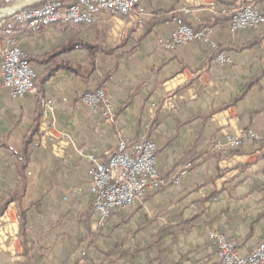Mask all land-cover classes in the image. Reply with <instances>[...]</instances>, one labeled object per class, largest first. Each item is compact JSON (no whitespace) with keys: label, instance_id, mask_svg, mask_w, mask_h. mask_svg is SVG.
<instances>
[{"label":"crops","instance_id":"crops-1","mask_svg":"<svg viewBox=\"0 0 264 264\" xmlns=\"http://www.w3.org/2000/svg\"><path fill=\"white\" fill-rule=\"evenodd\" d=\"M139 2L147 13L143 17L104 16L89 28L60 23L10 33L31 57L70 47L74 40L89 43L95 48L92 60L91 46L71 49L62 58L82 70L92 63L98 77L109 73L104 87L116 111L113 123L93 114L81 96L95 88V81L84 83L64 70L42 89L41 100L50 102L51 110L38 97L12 99L0 83V204L20 185L16 154L38 104L42 109L38 134L28 146V181L21 200L29 264H157L146 252L160 245L169 247L172 264H221L210 233L234 241L241 255L264 240V142L242 143L227 150L240 153L220 160L214 149L227 137L264 128V23L234 37L228 34L226 16L207 25L214 21L210 6L220 10L256 3L264 12V0ZM182 8L196 11L182 17L185 24L214 29L213 41L230 64L217 65L215 51L200 41L175 49L162 44ZM154 17L162 22L144 35L142 21ZM32 67L36 74L42 69ZM151 103L155 108L147 136L156 145V168L165 185L143 205L112 212L101 224L93 211L88 165L78 150L101 154L114 151L120 138L136 141ZM190 162L192 167L181 175ZM19 213L11 203L0 216V264L25 260ZM182 229L176 237L169 235Z\"/></svg>","mask_w":264,"mask_h":264},{"label":"built area","instance_id":"built-area-1","mask_svg":"<svg viewBox=\"0 0 264 264\" xmlns=\"http://www.w3.org/2000/svg\"><path fill=\"white\" fill-rule=\"evenodd\" d=\"M9 2L10 0H0V10L8 9L5 7ZM180 12L182 16L176 19L169 40L163 41L162 44L167 48L175 49L200 41L215 50L217 46L213 41L214 29L207 27L194 29L185 24L182 17L192 16L196 11L182 8ZM132 13L137 17L147 15L139 0H73L66 3L60 0H35L3 15L0 29L10 33L22 28L38 31L60 23L90 24L104 16H127ZM208 14L210 18L228 17L227 31L232 37L247 29H257L264 23V12L256 3L233 5L220 10L210 6ZM215 62L223 66L230 64L231 58L218 53ZM36 76L27 54L17 46L12 36L6 37L0 47L1 86L8 90L12 99L38 97L34 85ZM40 102L46 110L52 109L50 102L43 100ZM81 102L100 119L113 123L116 111L104 84L92 92L84 93ZM154 108L155 104L151 103L150 113L142 124V132L136 141L129 142L120 138L114 151H104L101 154L83 148L78 150L80 160L88 165L93 211L101 224L112 212L120 214L134 205H143L149 194L165 185L156 168V145L147 136L153 118L151 112ZM46 110L43 116L46 115ZM256 142H264V128L260 132L248 130L234 137H227L224 144L216 143L214 149L225 153L228 149L238 148L242 143ZM192 165V162L186 164L181 175H185ZM209 239L217 248L216 257L221 264H264V240L259 242L251 253L241 255L236 243L228 240L224 234L212 232Z\"/></svg>","mask_w":264,"mask_h":264},{"label":"trees","instance_id":"trees-1","mask_svg":"<svg viewBox=\"0 0 264 264\" xmlns=\"http://www.w3.org/2000/svg\"><path fill=\"white\" fill-rule=\"evenodd\" d=\"M63 3H66V0H60ZM217 18V17H216ZM228 18V17H226ZM214 19V18H213ZM222 18L219 19H214L212 23H207L208 26H212L213 23L218 22ZM143 25L145 26V31L144 35L149 34V32L152 30V28L157 25L158 22L162 21H157L156 18H151L148 21H142ZM226 22L229 23V18L228 20L226 19ZM96 24V21L90 24H82V25H71V24H66L70 25L72 29H81V28H89L92 27ZM205 26V25H201ZM10 36V32L4 31L0 29V47L2 46L4 40L6 37ZM70 47L67 48H56L54 51L50 53H46L44 55H39L35 57L28 56V61L30 62L31 65L35 64L38 67H42L41 71L37 74V76L34 79V85L36 88V93L37 96L39 97V100H41L42 96V89L43 86L46 82H48L57 72L60 70H64L66 72L72 73L76 76H78L82 82L86 83L89 80H94L95 81V88H98L99 86L105 84V82L108 80L109 73H106L103 75L100 73L99 77L94 75L95 69L91 64L88 65L87 69L82 70L80 66L76 64H70L66 60L62 58V55L65 52L71 51V49L74 48H80V46H85L89 47V43L84 44L79 40H74L70 44ZM93 51V54L91 55V60L94 55L95 48L91 46L90 48ZM221 52V49H217L215 51V54ZM94 89L88 91L92 92ZM87 92V93H88ZM38 100V101H39ZM129 104V101L124 104V107H126ZM38 110L36 112L35 118L33 120V124L30 128V131L24 136L22 145L23 148L22 150L16 154V159H17V164L15 166V171L16 174L20 178V185L17 189L13 190L10 195L1 202L0 204V216L3 214V212L6 210L9 204L14 203L16 208L19 209V238L21 241V244L23 246L24 250V261L22 264H29L30 263V247H29V242L26 239L27 235V229H26V207L22 208L21 207V200L24 196V192L26 189L27 181H28V168H29V161H30V153L31 150L28 148V146L32 142V138L38 134V126L39 122L38 119L42 114V109L40 108L38 104ZM240 153V151H228L225 154H219L217 153L215 155L217 160H220L222 158H228L233 154ZM88 234L90 233L89 229H87ZM183 232L182 230L179 231H173L169 235L173 234L174 237H176L177 234ZM159 236V235H158ZM157 236V237H158ZM163 236V235H162ZM161 239V236L158 237ZM175 240V238H173ZM172 240V241H173ZM146 253H152L153 254V259L151 261H155L157 264H172L171 258H172V252L170 251L169 247L164 245V246H151Z\"/></svg>","mask_w":264,"mask_h":264},{"label":"bare ground","instance_id":"bare-ground-1","mask_svg":"<svg viewBox=\"0 0 264 264\" xmlns=\"http://www.w3.org/2000/svg\"><path fill=\"white\" fill-rule=\"evenodd\" d=\"M29 1H30V0H23V1H21L19 4L13 6V7L10 8V9L0 10V16H2V15H6L7 13L13 11L14 9H17V8H18L19 6H21V5H26V4H28Z\"/></svg>","mask_w":264,"mask_h":264},{"label":"rangeland","instance_id":"rangeland-1","mask_svg":"<svg viewBox=\"0 0 264 264\" xmlns=\"http://www.w3.org/2000/svg\"><path fill=\"white\" fill-rule=\"evenodd\" d=\"M21 1H23V0H19V1H16V2H13V1H10L9 2V5H7V7H5V8H8V9H10V8H12L13 6H15V5H17V4H19ZM32 1H35V0H32ZM31 1V2H32ZM18 9V8H17ZM1 10H5V9H1ZM5 16V15H4ZM3 15L2 16H0V21L3 19V17H4ZM217 50V47H216V49L214 50V51H216ZM219 53H222V52H219ZM218 54V53H217ZM216 54V55H217ZM216 57V56H215ZM256 143H258V142H256ZM253 144V143H252ZM215 151H217V150H215ZM218 153H220V154H224V153H221V152H219V151H217ZM105 222V221H104ZM231 241V240H230Z\"/></svg>","mask_w":264,"mask_h":264}]
</instances>
